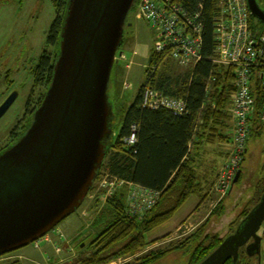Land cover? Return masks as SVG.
I'll return each mask as SVG.
<instances>
[{"label": "water", "instance_id": "obj_1", "mask_svg": "<svg viewBox=\"0 0 264 264\" xmlns=\"http://www.w3.org/2000/svg\"><path fill=\"white\" fill-rule=\"evenodd\" d=\"M248 2L264 23L258 0ZM136 3L68 0L47 92L25 133L0 152V256L46 236L89 195L113 141L109 85ZM17 96L0 106V117ZM263 223L264 193L236 231L199 264L236 263L247 244L250 256L260 255Z\"/></svg>", "mask_w": 264, "mask_h": 264}, {"label": "trees", "instance_id": "obj_2", "mask_svg": "<svg viewBox=\"0 0 264 264\" xmlns=\"http://www.w3.org/2000/svg\"><path fill=\"white\" fill-rule=\"evenodd\" d=\"M182 2L190 11H201V18L205 23L202 58L194 67L176 72L174 59L153 52L150 59L157 62L159 68L151 84L166 95L184 98L187 102V111L183 115H177L165 108L152 109L142 106V91L149 81L148 69L146 82L141 87L136 101L126 112L120 134L116 141L111 142L97 177L99 179L108 173L111 178L119 177L144 188L156 190L160 193V197L152 208L139 217L138 213L131 210L125 199L126 189L117 190L107 200L105 206L96 212L93 224L97 228V235L90 243L92 252L80 258L77 264H111L122 256L127 258L129 255H136L140 250L159 240L149 239L147 235L172 219L191 196L200 197L203 201L213 197V186L220 176V170L216 173L213 170V163H206L205 166L204 163H196V151H192L191 144L195 143V136L211 144L231 141L230 129L234 123L230 106L237 89L236 74L234 67L214 62L217 56L215 20L219 11V0H182ZM54 3L57 15L48 35V44L54 49L45 50L39 63L32 70L35 84L38 85L48 86L51 83L68 0H55ZM258 3L264 9V1L258 0ZM255 92L256 106L254 113L251 114L252 119L249 120L251 133L248 141L250 137L259 136L263 130L264 118L261 117V112L264 111V95L258 86ZM32 96L29 97L27 114L29 112L32 114L41 103L37 102L30 107ZM41 97L43 95L40 99ZM30 124L31 119L26 127L28 128ZM255 124L258 126L252 133ZM134 125L137 129V141L128 144L125 138L131 135ZM21 135L22 133H16L14 130L12 139L15 141ZM246 153L242 154L240 179L233 183L226 195L231 194L242 180V165ZM220 154L217 153L215 156H222ZM94 189L93 185L90 192ZM257 193L259 198L256 204L261 200L264 187L261 192L257 190ZM222 202L216 207L219 213H222ZM199 205L200 203L197 206ZM251 210L243 212L242 220ZM236 229L223 238L217 240L211 238L208 243L204 241L209 237L201 238L190 254L187 264H199ZM203 230L204 227H201L198 232L175 246L167 249H152L146 255L134 259L133 263L124 264H158L178 249L188 248L191 241L197 236V238L202 236ZM250 262L247 253L241 250L236 263L230 259L226 264H252ZM8 264H20V261L14 260Z\"/></svg>", "mask_w": 264, "mask_h": 264}, {"label": "rangeland", "instance_id": "obj_3", "mask_svg": "<svg viewBox=\"0 0 264 264\" xmlns=\"http://www.w3.org/2000/svg\"><path fill=\"white\" fill-rule=\"evenodd\" d=\"M54 1L0 0V106L13 93H18L15 102L0 117V151L10 145L14 130L16 133H23L28 121H32L31 112L27 114L29 97L33 95L30 106L33 107L39 102L40 96L44 97L47 92L48 86L35 84L32 70L45 50L54 49L48 44V35L57 15ZM137 13L136 3L128 15L124 40L117 55L119 61L114 64L111 74L109 99L115 115L113 141H116L120 134L126 112L136 101L141 87L146 82L147 71L150 70L149 60L158 39V32L152 24L139 18ZM252 28L257 35L264 31L263 23L255 16L252 17ZM120 53L127 56V59H120ZM128 63L131 68L127 66ZM173 64L176 72L188 69L178 61L173 60ZM232 106L233 101L230 106L233 112ZM257 126L258 124H255L252 133L256 131ZM233 128L234 126H231L230 129L232 138L235 136ZM262 128L259 136L250 137L248 141V153L245 152L246 157L242 165L243 177L231 194L219 193L218 176L216 185L213 186L212 198L203 201L200 197L191 196L172 219L147 235L149 239H159L157 242L140 250L136 255H129L127 258L122 256L111 264L133 263L134 259L146 255L152 249L175 246L204 227L202 236H197L191 241L188 248L178 249L158 263L187 264L190 254L201 238L209 237L204 241L208 243L211 238L217 240L235 230L244 216L243 212H248L255 206L259 198L257 190L261 192L264 187V123ZM232 138L230 142L227 140L226 143L213 144V170L216 173L220 170L219 175L236 148V142ZM216 151L222 156H215ZM205 165L206 163L203 164ZM111 179L108 173L96 179L95 189L75 213L38 241L0 256V264H8L14 260H21L24 264H37L33 260L41 258L44 250L47 252L44 254L46 260H43L45 264H77L80 258L91 254L90 243L97 235V228L93 224L95 214L115 193L109 191L112 186ZM221 202L223 208L222 213H219L216 207ZM142 215L139 214V217ZM36 242L39 247H36ZM57 247L61 250L58 251Z\"/></svg>", "mask_w": 264, "mask_h": 264}, {"label": "built area", "instance_id": "obj_4", "mask_svg": "<svg viewBox=\"0 0 264 264\" xmlns=\"http://www.w3.org/2000/svg\"><path fill=\"white\" fill-rule=\"evenodd\" d=\"M137 7L138 17L147 20L158 32L154 50L156 55L164 54L185 68L194 67L201 60L205 28L201 11L188 10L182 0H139ZM251 17L248 0H219V11L215 20L217 56L214 62L234 67L237 86L233 96L236 148L224 165L217 183V189L222 195L231 190L240 170L242 154L247 151L251 130L249 120L255 111L257 86L264 95V31L260 35L254 33ZM124 58L126 56L122 53L120 59ZM127 66L130 68L131 64L128 63ZM149 66V81L142 91V106L152 109L165 108L174 114L183 115L187 111L186 100L166 95L156 89L151 80L159 64L151 59ZM261 113L264 118V111ZM136 133L134 125L125 142L134 144L137 141ZM111 180L110 193L125 188L126 200L131 210L138 214L152 208L160 197L156 190L144 188L119 177H113ZM36 247H39L38 242ZM57 250L60 251L61 248L57 247Z\"/></svg>", "mask_w": 264, "mask_h": 264}, {"label": "crops", "instance_id": "obj_5", "mask_svg": "<svg viewBox=\"0 0 264 264\" xmlns=\"http://www.w3.org/2000/svg\"><path fill=\"white\" fill-rule=\"evenodd\" d=\"M194 142L195 143L191 145H193L192 151L193 150L196 151V154H195L196 163H213V144L208 143L206 140L204 141L202 139H198L197 136H195ZM217 153L220 154L219 151H216V153L214 152V154H217ZM56 252L58 251L56 250ZM44 254H47L46 250H44L43 253L41 254V258H36L33 261H35L37 264H40V263L45 264L44 261L46 260V258L44 257ZM59 261H61V259H59ZM20 264H24L23 261L20 260Z\"/></svg>", "mask_w": 264, "mask_h": 264}, {"label": "flooded vegetation", "instance_id": "obj_6", "mask_svg": "<svg viewBox=\"0 0 264 264\" xmlns=\"http://www.w3.org/2000/svg\"><path fill=\"white\" fill-rule=\"evenodd\" d=\"M262 1H264V0H262ZM263 26H264V23H263ZM50 85V84H49ZM49 85H48V87H49ZM44 96H45V94H44ZM43 98L44 97H41V101L39 100V102H42V100H43ZM41 104V103H40ZM40 104L36 107V109L35 110H33V113L31 114L32 116H34V113H35V111L37 110V108L40 106ZM25 116H26V114H25ZM24 131H23V133L22 134H24L25 133V131L27 130H25V128L23 129ZM18 133H20V132H18ZM22 136V135H21ZM20 136V137H21ZM19 137V138H20ZM19 138H17V139H15V141H14V139H12V142L10 143V145L11 144H13V143H15ZM10 145H8V146H10ZM8 146H6V147H4V148H2L1 149V151L0 152H2L4 149H6ZM259 235L260 236H262V238H263V240H262V246H261V254L260 255H255V256H250L248 253H247V245H245L244 247H242L241 249H240V251L241 250H243V251H245L246 253H247V255H248V257L251 259V262L250 263H252V264H264V246H263V243H264V223H263V225H262V227H261V229H260V231H259ZM253 241V240H252ZM252 241H250L249 243H251ZM233 260V259H232ZM253 260H254V262H253ZM256 261V262H255Z\"/></svg>", "mask_w": 264, "mask_h": 264}]
</instances>
